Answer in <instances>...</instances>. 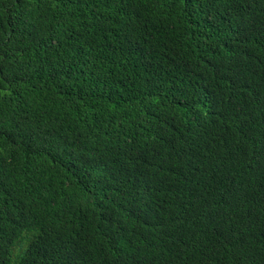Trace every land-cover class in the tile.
I'll list each match as a JSON object with an SVG mask.
<instances>
[{
    "label": "trees",
    "instance_id": "1",
    "mask_svg": "<svg viewBox=\"0 0 264 264\" xmlns=\"http://www.w3.org/2000/svg\"><path fill=\"white\" fill-rule=\"evenodd\" d=\"M0 264H264V0H0Z\"/></svg>",
    "mask_w": 264,
    "mask_h": 264
}]
</instances>
